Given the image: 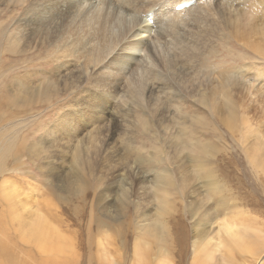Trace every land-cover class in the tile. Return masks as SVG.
<instances>
[{"label": "rangeland", "instance_id": "1", "mask_svg": "<svg viewBox=\"0 0 264 264\" xmlns=\"http://www.w3.org/2000/svg\"><path fill=\"white\" fill-rule=\"evenodd\" d=\"M45 1L46 0H27L25 6L31 11H34L38 9L41 4H44ZM191 1L194 2V4L191 5L192 7H198L202 3L214 2V0H204L202 2L201 0ZM216 1L217 4L223 5L225 0ZM256 1L255 5L258 7L257 16L260 15L258 19H262V15L264 19V0ZM156 3L157 2H155V4ZM213 8L214 7H212V9ZM213 10H215V8ZM4 11L5 5L0 4V51L5 48L3 40L6 33H8L6 32L3 21L4 18H7V12L4 13ZM20 11L21 8L16 18L18 23L21 18ZM198 11L203 13L202 16L208 15L207 12L209 11V15L205 16V18L198 19V21L194 19L193 13L185 16V18L182 15L179 19H173L174 23L171 24L170 28H176L175 30L177 31L174 30L171 35L175 37L176 34H178L184 42L191 45L192 43L195 45L196 42L199 41L198 43L200 45L203 44V47L205 46L202 48V52L205 54L207 53L209 59L207 63H204L206 66L210 68L216 67L220 70H226L228 73H233L234 76L240 77V81L242 82V87H237V90L231 93L232 96H234V107L236 108L235 117L230 129L225 127L222 123V119L225 117L222 112L212 116L206 114L207 112H205L195 100L188 99L189 96L186 98L187 95L185 96L179 93V98L181 100L175 97L173 98L174 104L172 102L174 108L178 110V112L185 110L184 113L188 111L187 114L201 116L200 120L202 121V125L205 122L206 124L201 126L202 129L204 128V131L201 130V136L198 135L200 136L199 139H204L203 141L212 145L215 150L219 147L214 157H204L207 158L205 159V161H207L205 164L207 167L211 168V172L208 168L209 174L213 173L215 177L217 176L215 179L221 186L219 195L214 194L209 196L208 194L207 198L209 202L208 205H206V209L208 213H210V218L208 217L210 225L205 229L209 230L212 228L209 238H213L214 241L213 243L211 242L212 240H210L207 249L213 253V259L216 257L215 262L213 260V262L216 263V261L221 260V252L223 251L221 247L216 249L214 246L217 240L221 238V236L217 234L220 229H217L225 223L229 225L233 223V226H241L254 230L252 232L261 230L264 235V169L262 168L264 162L262 166H257L250 161L252 151L258 149L259 145L260 147L261 144L262 146L264 145V58L248 46V44H261L264 38L261 31H259V34L257 32L255 35L252 34L249 37H245L247 39L236 40V37L232 36L233 38L231 37L227 41L224 39V41H221L220 38L223 37L222 25L216 15L212 14L211 8L202 6ZM13 22H9V28ZM262 22L263 21H260V25L258 22L255 27H258L257 29L263 28L264 22ZM175 24L177 25L175 26ZM182 35H185V37ZM19 43L16 49L24 47L25 41L21 40ZM245 43L247 45H244ZM46 45L47 44H44L39 48L37 47L19 54L7 50V48L3 53L0 52V88L3 78L8 76L9 78L14 77L17 82H24L29 87H35L37 84L44 81H51V83H53V89H55V83L62 81V79H60L62 76H60V70L55 65V51L49 50ZM176 49H174L175 52L179 53V56L184 58L183 51ZM214 50H217V53H213ZM188 54L191 56L192 51ZM199 55H201L200 52ZM74 67L76 68V66ZM158 69L159 72L161 71L162 76H164L162 78L168 76L165 67L159 66ZM185 71L186 69L183 68L180 72L181 79H184L185 73L183 72ZM215 74L216 77L217 73ZM203 76H201V79H204V81H201L203 82L201 87L202 92L209 87L206 81L208 75L205 77ZM209 76L212 78L213 75L210 74ZM171 82H173V80L169 79L165 84L169 83L167 86L173 88ZM246 87L249 89V92ZM13 88H15V86ZM67 99L70 100V102L73 101L70 95L67 94H65V96H60V98H55V95H53L48 101L45 100L31 106L22 105L23 107L20 109L12 108L13 110L11 109L3 113L4 115L12 114V119H14L9 122H5L7 121L6 116H0V124H2L0 125L1 133L7 134L12 128L11 132L15 133L18 141L23 140L28 143V146H30L31 143L38 145L37 148L34 147L31 149L33 151H31L28 161H26V158L22 159L24 162V171H27L26 175H22V173H17L16 171L7 172L9 175H13L14 178L20 180L12 179L8 177L9 175L7 174L0 175V200L2 196H4L3 189L1 190L4 186L8 188V192L9 190L11 193L15 191V195H13L11 193L9 194L6 190L9 196L11 195L9 197V199L11 198V202L9 203L3 200V206L0 203V231L2 229V235L0 234V245L9 248L17 258L20 257L22 260H25L26 264H57L60 260L64 258L67 259V257L70 258L71 256L77 258V264L86 262L88 257H90V264H136L135 257L133 256L135 244H138L144 250L142 264H192V239L188 242L184 257H180L182 258L180 259L177 250L178 247L174 244V233L172 232L173 247L170 249V253L167 249H164L161 241L157 240L156 233L160 231V226H158L159 221L164 220L161 222H165L164 225L166 229L170 230L171 226H173V222L176 219H180L185 225L187 234L189 237L190 235L192 237V226L196 218H192L191 215L194 216V214L205 205L204 202L202 203L199 199L197 200V196L195 195L198 194L197 191H200L203 195L206 193V179L198 178L197 180L195 176V179L194 177L192 179V175L190 174L192 173V163L189 164L188 161L185 160V155L183 154L174 156V160L169 167L174 172L173 177L175 179V185L179 186L177 180H179L180 176H184L188 183L186 182L184 192L178 191L172 195H168L169 206L165 210V215L163 214V216H161L158 212H155L156 206L154 205H157V200H160V197L158 192H155L154 189H157L155 186H160V183L156 180V174L164 165L157 164L158 162L153 157L157 149L160 150L164 157L166 149L164 148L163 136L158 133L157 117L152 115V113L148 116L149 129L145 134H142V127L139 126L140 124H135L134 127H137V130L132 133L126 130V128L129 126L131 120L134 121L135 117H127L126 115L123 120L117 114V112L122 109V104L125 102H114L112 106L114 112L111 108L108 112H104V116L98 117L95 114L87 115L85 112L86 109L78 108L83 112L73 111V102L69 103ZM185 99H187V101ZM131 100L133 102L137 99ZM140 103L141 102H139V104ZM184 106H187L186 109ZM116 117L121 120V125L115 124L117 121L115 120ZM63 119L66 121L61 124V120ZM93 126L96 127V129L91 141L90 138L88 139L89 134L86 136L85 134L93 129ZM6 129L9 130L6 131ZM213 130L214 133L212 132ZM112 135H115L117 138L113 150L109 153L104 152L106 150L105 147L108 145L109 138ZM70 138L81 139L79 147L82 146L81 151L85 158L84 165L91 171V175L87 174L86 170L83 173L77 169L74 170L75 164L72 163L74 155L71 149V144L73 145V143L70 144L71 141L67 140ZM259 142L261 144H259ZM256 145L258 148H256ZM248 146L254 147L250 149ZM259 149L261 153L264 152V150H262L264 147ZM38 155L39 158L37 157ZM45 155L47 160L43 157ZM52 161L53 163H51ZM65 162L66 167L63 169L62 163ZM75 171L76 173H74ZM186 172L187 174H185ZM6 182L11 184L6 186L4 185ZM66 183H70L71 185L69 186ZM78 184H81V186ZM48 185L54 186L56 191L52 193L51 190L46 188ZM64 186L72 187L73 191L66 192ZM141 186L151 187L152 189L150 188L149 190L152 192L146 189H139ZM197 186L199 188L195 191L196 194L193 196V193L189 192H191L190 190L193 191ZM14 188L17 190L15 189L12 191ZM26 194L29 198L26 197ZM101 199L102 203L100 201ZM218 199H220V201ZM19 201L21 202L19 203ZM12 208H14L16 212L10 210ZM25 208H31L32 210L29 211ZM20 209L22 210L21 214L23 220H27L31 217L32 212H34L43 220L42 224L44 226L53 230H58V233L68 241L69 250L67 252H56L55 255L53 253H51V255L48 251L43 252L40 250V247L36 245L34 239H31V236H33L31 230L25 226L23 229L24 232H21V228H18L16 224L17 222L12 220L11 216L13 215L11 214L13 213L10 214V211L20 214ZM237 213H239V215ZM235 214L237 218L234 217ZM108 217L110 218L108 219ZM98 218H101L102 221L98 220ZM212 218L213 220H211ZM96 222L99 225H97ZM216 223L219 226H217ZM143 224L148 227L147 231L150 230L153 232V230H155L153 236L149 234L141 235L140 229L142 226L137 225ZM21 226L24 227V225ZM104 231L106 232L104 233ZM87 232L90 235L91 241L89 245L91 247H88L86 244ZM214 232H216L217 238L213 236ZM30 234L31 236H29ZM100 234L106 239V241H104L106 250H99L100 247L98 246L97 240L101 237ZM219 234H221L223 237L222 239H224V233L219 231ZM71 251H73L72 255L70 253ZM263 257L264 252L261 259H258L257 262L261 261L262 264H264ZM144 259L146 261H144Z\"/></svg>", "mask_w": 264, "mask_h": 264}, {"label": "bare ground", "instance_id": "2", "mask_svg": "<svg viewBox=\"0 0 264 264\" xmlns=\"http://www.w3.org/2000/svg\"><path fill=\"white\" fill-rule=\"evenodd\" d=\"M26 1L27 0H0V4L5 5L4 13L7 12V18H4L3 21L6 32H8L3 40L5 48L0 52L3 53L7 48V50L19 54L47 44L46 46L49 50L55 51V65L60 70V76H62L60 79H62V81L56 82L55 89H53V83H51V81H44L37 84L35 87H29L24 82H17L14 77H1L3 80L0 88V116H6L7 121L5 122L14 119H12V114H3L10 111L12 108L20 109L23 107L22 105L31 106L45 100L48 101L53 95H55V98H60V96H65V94L70 95V98L73 99L71 102L67 99L69 103L73 102V111L83 112L80 109H86L85 112L87 115L95 114L98 117L104 116V112L111 110L114 102H125L122 104V109L115 112H117L118 116L123 120L126 115L127 117H135L134 121L131 120L129 126L126 128V130H129L132 133L137 130V127H134L135 124H140L139 126L142 127V134H145L149 129L148 116L152 113V115L157 117L158 133L163 136L165 144L164 148L166 149L164 157L159 149H157V152H155L153 157L158 162L157 164L164 165L156 174V180L160 183V186H155L157 189H154V191L158 192L160 200H157V205H154L156 206L155 212H158L163 216L166 208L169 206L168 195H172L178 191L184 192L185 190L184 188L186 187L187 179L184 176H180L179 180L176 179L179 186L174 183V172L169 167L174 160V156L183 154L185 155V160L188 161L189 164L192 163V171L190 170L192 172L190 173L192 179L194 176L197 180L198 178L206 179V193H204V195L201 194L200 191H197L198 194L195 193L199 188L198 186L193 191L190 190L191 192H189L193 193V196L196 194L195 196H197V200L199 199L202 203H205V205L195 213L196 215H191L192 218H196L195 223L192 226V237L191 235L189 237L185 225L180 219H176L173 222V226H171L170 229L172 231L166 229L164 225L165 222H161L164 220H161L158 225L160 226V231L157 230L158 232L156 233L157 240L161 241L164 249H167L170 253V249L173 247L172 235L174 233V244L178 247L177 250L180 258L184 257L187 251L188 242L192 239V264H260L261 261L257 262V260L261 259L264 252V235L262 234V231L259 230L252 232L254 230L241 226L236 227L232 225L233 223H231V225L225 223L217 229H220L219 231L224 233V239H222L223 237L218 231L217 234L218 236H221V238L217 240V243L214 246L216 249L221 247L223 251L221 252V260L214 263L216 257L213 259V253L207 249L210 240H212L211 242L213 243L214 241L213 238H209L212 228L209 230L205 229L210 225L208 220L210 218V213H208L206 205H208L209 202L207 198L208 194L209 196L214 194L219 195L221 192V186L215 179L217 176L215 177L213 173L209 174V167L205 164L207 162L205 159L207 158L204 157H214L217 150H219L217 149L219 147L215 145L217 147L215 150L212 145L204 142V139H199L202 133L201 130L204 129H202L201 126L206 124L205 122L202 125V121L200 120L201 116L187 114V110V113H184L185 110L178 112L173 105V98L177 97L176 99H178L179 93L184 94L185 96L187 95L186 98L189 96L188 99L195 100V102L207 112L206 114L212 116L222 112V114L225 115L222 119V123L225 127L230 129L233 124L236 108L234 107L235 99L231 93L237 90V87H242V82L240 81V77L234 76L233 73H228L226 70H220L216 67L210 68L206 66L204 63H207L209 59L207 53L205 54L202 52V48L205 46L203 47V44L200 45L198 43L199 41L196 42L195 45L194 43H192V45L188 44L184 42L178 34L173 37L171 33L176 28H170L171 24L174 23L173 19H179L182 15L185 18V16L193 13V17L197 21L200 18H205V16L209 15V11L207 12L208 15L202 16L203 13L198 11V9H201L202 6H207L211 8L212 14L216 15L222 25L223 37L220 38L221 41L223 39L227 41L232 36H235L236 40L247 39L245 37H249L252 34L255 35L257 32L259 34V31H261L264 38V26L259 29H257L258 27H255L258 22L259 25L260 21L264 22L263 15L262 19H258L260 18V15L257 16L258 7L255 5L257 1L225 0L223 5H219L217 4V1L214 0V2L202 3L198 7H190V5L194 3L191 0H46L44 4H41L39 8L34 11H31L25 6ZM202 1L204 0H201V2ZM155 2L157 3L155 4ZM185 2H188V4L176 10L175 7L177 5ZM212 7H214L215 10H213L214 8L212 9ZM20 8L21 18L18 23L16 18L19 15ZM10 21L14 22L9 28ZM176 25L177 24H175V26ZM183 37H185V35ZM21 40L25 41L24 47L16 49ZM244 45L247 44L245 43ZM248 46L264 58V39L261 44H248ZM174 49L183 51L184 58L179 56V53L175 52ZM191 51L192 54L190 56L188 53ZM216 51L217 50H214L213 53H217ZM199 52L201 55H199ZM74 66H76V68ZM159 66L166 68L168 73L166 78H162L164 76H162L161 71L159 72ZM183 68H185L186 71L183 72L185 73L184 79H181L180 72ZM215 73H217L216 77ZM210 74L213 75L212 78L209 76ZM207 75L208 77L206 81L209 87L202 92L201 87L203 82L201 81H204V79H201V76L205 77ZM169 79L173 80V82H171L173 88L167 86L169 83L165 84ZM14 86L15 88H13ZM247 91L249 92L248 88ZM131 99L137 100L132 102ZM185 100L187 101V99ZM139 102L141 103L139 104ZM115 120H117L115 124L121 125V120H119L118 117H116ZM65 121L66 120L64 119L61 120V124ZM95 129L96 127L93 126V129L85 134V136L89 134L88 139L90 138L91 141L94 137ZM8 130L9 129H6V131ZM11 130L7 134L0 132V175H9L7 172L13 171L26 175L27 171H24V162L22 159L26 158V161H28L29 155L31 154V151H33L31 149L34 147L37 148L38 145L31 143L30 146H28V143L25 141H18L15 133H12ZM212 132L214 133V130ZM116 139L115 135L110 136L104 152L109 153L113 150L114 143L117 141ZM67 140L71 141L70 144L73 143V145L71 144V149L74 155L72 161V163L75 164L74 170L77 169L82 171V173L86 170V173L91 175V171L84 165L85 158L82 155V146L79 147L81 139L70 138ZM259 144L261 143L259 142ZM248 147L251 149L254 146ZM258 147L261 148L264 147V145L262 146L261 144V147L260 145ZM258 147L256 145V148ZM259 148L252 151L250 161L257 166H262L264 162V152H262V154ZM39 155L37 156L38 158ZM43 157L47 160L46 155ZM53 161L51 163H53ZM65 167L66 162L62 163V168L65 169ZM262 168L264 169V166H262ZM209 170L211 172V168H209ZM74 173H76V171ZM185 174H187V172ZM8 177H11L12 179L14 178L13 175H9ZM14 179L20 180L17 178ZM6 183H4L6 186L11 184L9 182ZM66 184L69 186L71 185L70 183ZM78 185L81 186V184ZM46 188L51 190L52 193L56 191L52 185H48ZM150 188L151 187L149 186H141L139 189L151 191L149 190ZM2 189L4 196H2L0 203L3 206V200L9 203L11 202V198L9 199L11 191L9 190L8 192V188L5 186L1 188V190ZM15 189L16 188L12 189V191ZM64 189L66 192L73 191L72 187L64 186ZM14 192L11 194L15 195ZM26 197L29 198L27 194ZM218 200L220 201V199ZM100 201L102 203V199ZM219 201L218 203L220 204ZM20 202L21 201H19V203ZM25 209L29 211L32 210L31 208ZM10 210L14 211V208ZM12 211H10V214L13 213L11 214L13 215L11 216L12 220L17 222L16 224L18 225V228H21V232H24L23 229L25 226L31 230L33 236H31V234L29 236L32 237L31 239H34L36 245L40 247V250L43 252L48 251V253H53L54 255L56 252H67L69 250L68 241L58 233V230L54 229V231L53 229L44 226L42 224L43 220L39 215L37 216V214L32 212L31 217L27 220H23L21 209L19 210L20 214H18V212L14 213L16 210L14 212ZM237 214L239 215V213ZM234 217L237 218V215L235 214ZM109 218L110 217H108V219ZM98 220L102 221L101 218H98ZM211 220H213V218ZM21 225H24V227ZM97 225L99 224L97 223ZM216 225L219 226L217 223ZM137 226H142L140 229L141 235L149 234L153 236L155 230H153V232L150 230L147 231L148 227L144 226V224ZM105 232L106 231H104V233ZM215 233L216 232H214L213 236L217 238L218 236ZM100 236L101 237L97 240L98 246L100 247L99 250H106L104 242L106 239H104L101 234ZM86 240L87 246L91 247L89 245L91 239L88 232ZM143 251L144 250L138 244H135L133 256L135 257L136 264L143 263ZM70 253L72 255L73 251ZM144 261L146 260L144 259ZM77 263V258L71 256L70 258L67 257V259L64 258L60 260L57 264ZM0 264H26V261L22 260L20 257L17 258L9 248L0 245ZM81 264H90V257H88L86 262Z\"/></svg>", "mask_w": 264, "mask_h": 264}]
</instances>
